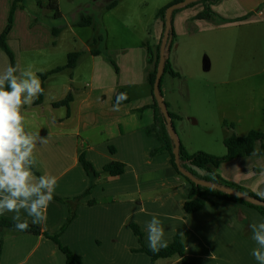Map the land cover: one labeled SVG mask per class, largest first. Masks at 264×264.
Wrapping results in <instances>:
<instances>
[{
  "label": "crops",
  "instance_id": "crops-1",
  "mask_svg": "<svg viewBox=\"0 0 264 264\" xmlns=\"http://www.w3.org/2000/svg\"><path fill=\"white\" fill-rule=\"evenodd\" d=\"M195 4L200 7L202 2ZM184 18L186 15L178 11L173 24H180ZM157 27L152 44L147 43V38L135 40L121 54L111 47L98 53L87 48L89 76L84 87L74 85L79 74L75 71L78 62L67 79L62 75L65 68L49 74L44 80L42 101L25 107L28 130L45 141L36 147L35 175L57 176L54 193L57 196L80 197L74 217L68 222L69 205L54 198L47 209V221L40 226L55 233L67 222L60 240L81 256L83 264H149L151 257L139 250L141 244L130 223L138 224L143 242L148 245L147 224L155 215L163 223L165 239L170 242L175 234H181L186 255L199 264H258L251 254L258 245L252 239L250 225L264 222V216L244 203L215 197L216 203L207 200L201 209L185 211L190 183L176 172L168 153L150 154L159 141L145 130L153 121L152 109L141 108L152 101L148 75L154 67L162 25ZM24 46L19 52L46 49L50 44L46 41ZM13 53L14 66L22 68L19 53ZM57 53L58 50L49 51L41 68L49 70L64 65L66 61H56ZM57 55L62 57V53ZM7 58L0 51V73L10 65ZM113 64L117 74L110 69ZM28 65L34 66L39 76L41 71L32 59ZM46 82L54 87L47 90ZM119 88L128 91L130 100L113 111ZM67 93L72 95L69 107L51 104ZM82 151L97 170L109 161L118 160L125 164L124 171L99 176L95 186L85 193L89 177L79 161ZM215 170L223 178L264 198V154L232 158ZM14 215L6 212L2 216ZM21 215L31 221L23 210ZM0 264H66V261L58 246L44 235L1 229ZM153 264L182 262L178 254H173L159 257Z\"/></svg>",
  "mask_w": 264,
  "mask_h": 264
},
{
  "label": "rangeland",
  "instance_id": "rangeland-1",
  "mask_svg": "<svg viewBox=\"0 0 264 264\" xmlns=\"http://www.w3.org/2000/svg\"><path fill=\"white\" fill-rule=\"evenodd\" d=\"M11 1L0 0V29L7 23ZM108 1L57 0L60 16L56 17L50 0H19L7 44L19 53L22 68L32 59L42 72L48 70L41 67L49 51L58 50L62 57L56 54V61L65 62L68 52L81 50L74 85L84 87L89 76L86 49L102 51L111 47L121 54L135 40L147 38V43L152 44L161 24L155 14L170 0H118L114 8L105 9ZM203 5L178 10L186 18L173 24L174 37L167 54L181 75L164 73L161 93L167 109L179 115L173 126L189 152L224 155L225 137L263 128L264 0H216L210 4L213 14L194 16ZM82 15H91L96 28L76 25ZM245 18L246 21H240ZM54 27H61L57 36L52 34ZM98 34L102 39L91 45L90 38ZM46 41L50 44L46 49L19 52L27 43L37 45ZM0 51L7 56L1 48ZM110 69L114 72L116 66L113 64ZM72 71L73 68H65L62 75L67 79ZM43 85L45 89L44 81ZM46 87L49 90L54 84L48 86L46 82Z\"/></svg>",
  "mask_w": 264,
  "mask_h": 264
},
{
  "label": "trees",
  "instance_id": "trees-1",
  "mask_svg": "<svg viewBox=\"0 0 264 264\" xmlns=\"http://www.w3.org/2000/svg\"><path fill=\"white\" fill-rule=\"evenodd\" d=\"M19 0H12L8 12V19L6 25L2 28L0 31V48L7 54L10 65L14 66L15 58H14V53L11 50V48L7 44V38L9 31L11 30L12 26V21H13V15L15 8L17 6ZM180 0H172L165 5L161 6L156 14L155 18L161 22L162 25V30L159 38V43L157 47V52L154 58V67L153 70L149 73L148 79L149 83L152 86L155 74H156V68L158 65L159 61V53H160V45H161V40L163 37V32H164V27H165V12L166 8L168 5H170L173 2H177ZM216 0H192L180 7L175 8L172 13H171V29H170V34L169 37L167 38L166 42L168 43V46L171 45L173 37H174V28H173V19L175 13L186 6L193 5L197 2H202L203 9L200 10L197 13L198 17H206V15H211L213 14V10L210 7V4L214 3ZM118 3V0H110L106 4H104L105 9H112L114 6ZM49 5L54 9V16L58 17L60 16V12L58 10L57 6V0H50ZM245 19H242L241 21H245ZM76 25L80 26H86V25H91L94 29L96 28V23L93 20V17L91 15H82L76 22ZM61 30V27H54L52 29V34L54 36H57L58 32ZM102 37L100 34L98 35H93L90 38V44L94 45L98 40H101ZM170 40V42H169ZM169 50V49H168ZM90 51L92 53H98V49L91 48ZM168 52V51H167ZM82 51L81 50H75V51H70L67 53V61L64 65L61 66H55L49 70L46 71H41L39 72V76L42 81V86L43 81L46 79V77L54 72H58L63 68H69L72 69L74 68L78 61L80 60L82 56ZM168 72L172 76H180L181 74L179 71H177L172 63L170 62L168 58V54L166 53V60L163 68V73ZM162 77V76H161ZM160 88V93H161V80L159 84ZM117 93H126L127 99L124 100L122 103H127L130 100V95L128 91H126L123 88L117 89L115 93V97ZM162 94V93H161ZM43 95H41L34 103H40L43 99ZM114 97V100H115ZM72 100V95L70 93H67L64 97L61 99L53 101L51 104L54 107L58 106H65L69 107V103ZM121 103V104H122ZM165 105L167 107V103L165 102ZM151 108L153 111V121L150 125H147L145 130L147 134L155 136L158 141L159 145L153 149H151L150 154L155 155L158 153H168L170 163L178 172L179 174L183 175L187 181L190 183V190L188 191L187 195L185 196V201H184V209L187 212H193L201 209L205 202L207 200L212 201L213 203H216L214 200L215 198H221V199H227V200H233L237 202L244 203L246 205H249L251 207H254L257 209L263 216H264V205L262 204H257L255 202L243 199L239 196H236L231 193H227L223 190L217 189L212 186H207L203 184L196 183L192 180H190L187 176L182 174L178 168L176 167V164L174 162V154H173V146L174 142L168 132L167 126H166V121L165 117L162 114L160 107L153 95L152 92V101L143 106V108ZM168 113L170 115L172 123L174 122V118H179V115L177 113L171 112L168 110ZM68 114V112H67ZM233 126V125H232ZM224 145L226 147V153L224 155H215L212 153H208L205 151H195V152H189L183 145V143L179 140V161L181 166L188 171L190 174L193 176L206 180L208 182L215 183L220 186L228 187L231 189H236L242 193H245L247 195L253 196L260 198L264 200V198L258 196L255 194L252 190H250L247 187H244L242 185H239L235 182L229 181L225 178H223L215 169L218 167L222 162L230 160L232 158L236 157H243L251 154H264V118H263V128L261 130H256V129H250L247 134L245 135H238L236 133H231L229 136L225 137L224 140ZM111 150L114 149L113 146H109ZM79 161L81 165L83 166L85 172L87 173L89 177V185L85 191V193L89 192L93 186H95L97 180L99 179V176L109 174V175H119L124 171L125 164L122 161L118 160H112L107 162L106 164L103 165L101 170H97L93 164L86 158L84 152H80L79 154ZM195 168L204 170L206 174H200ZM39 174V173H38ZM54 198L59 199L61 201L66 202L69 205V216L67 219L68 220L72 219L74 217L75 213V205L79 200V196H74V197H60L54 194ZM66 222V223H67ZM30 227L26 231H19L15 228V221L11 217L7 216H2L0 215V230L1 229H9L11 231L15 232H28L36 235H44L45 237L51 239L57 246L58 248L63 252L65 255V261L66 264H83V260L80 255L76 254L71 250V248L60 240V234L61 232L65 229L66 223L61 227L60 231L55 232V233H50L42 229L40 225H32L31 221H29ZM130 226L136 235L138 241L140 242L141 246L139 247V250L144 251L151 257V261L149 264H153L154 260L159 258V257H167L171 256L173 254H178L181 257V262L182 264H199L191 259L188 258L185 252V246L183 243L182 235L181 234H175L170 242H168V247L161 249L157 253H153L148 245H146L143 242V233L140 230L138 224L131 222Z\"/></svg>",
  "mask_w": 264,
  "mask_h": 264
},
{
  "label": "clouds",
  "instance_id": "clouds-1",
  "mask_svg": "<svg viewBox=\"0 0 264 264\" xmlns=\"http://www.w3.org/2000/svg\"><path fill=\"white\" fill-rule=\"evenodd\" d=\"M43 94L42 81L32 65H9L0 73V215L15 213L14 226L19 231L30 227L29 221L22 218V210L32 225L46 223L47 209L58 186L55 175H35L36 147L45 141L28 130L24 111ZM126 99V93H117L112 110L118 111ZM250 229L258 245L251 254L258 264H264V222L252 223ZM147 231L148 247L153 253L168 247L163 223L157 216L148 222Z\"/></svg>",
  "mask_w": 264,
  "mask_h": 264
},
{
  "label": "water",
  "instance_id": "water-1",
  "mask_svg": "<svg viewBox=\"0 0 264 264\" xmlns=\"http://www.w3.org/2000/svg\"><path fill=\"white\" fill-rule=\"evenodd\" d=\"M192 0H180L177 2H173L170 5H168V7L166 8V12H165V27H164V32H163V37L161 40V45H160V53H159V61H158V65L156 68V74H155V78L152 84V92L153 95L160 107V110L162 112V114L165 117V121H166V126L168 129V132L174 142V146H173V154H174V162L176 164V167L178 168V170L184 174L185 176H187L190 180L199 183V184H203V185H207V186H212L215 187L217 189L223 190L227 193H231L234 194L236 196H239L243 199L255 202L257 204H262L264 205V200L257 198V197H253L250 195H247L245 193H242L236 189H231L228 187H224V186H220L217 185L215 183L212 182H208L206 180H202L199 179L195 176H193L192 174H190L188 171H186L180 164L179 161V139L176 135L173 123L171 121L170 115L168 113V109L165 105V101L163 99L162 94L160 93V88H159V84H160V80H161V76L163 73V68H164V64H165V60H166V53L169 49L168 43L166 42L167 38L169 37L170 34V29H171V13L172 11L177 8L180 7L188 2H190Z\"/></svg>",
  "mask_w": 264,
  "mask_h": 264
}]
</instances>
